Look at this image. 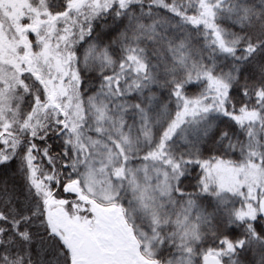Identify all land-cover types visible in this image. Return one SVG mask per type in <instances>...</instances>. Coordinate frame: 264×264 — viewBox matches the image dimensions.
Segmentation results:
<instances>
[{"label": "snow or ice", "instance_id": "1", "mask_svg": "<svg viewBox=\"0 0 264 264\" xmlns=\"http://www.w3.org/2000/svg\"><path fill=\"white\" fill-rule=\"evenodd\" d=\"M0 264H264V0H0Z\"/></svg>", "mask_w": 264, "mask_h": 264}]
</instances>
